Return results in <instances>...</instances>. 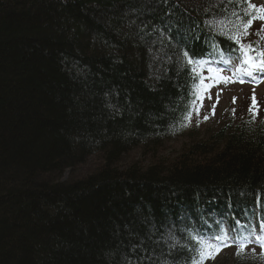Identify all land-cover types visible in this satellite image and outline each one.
<instances>
[{
  "label": "trees",
  "instance_id": "trees-1",
  "mask_svg": "<svg viewBox=\"0 0 264 264\" xmlns=\"http://www.w3.org/2000/svg\"><path fill=\"white\" fill-rule=\"evenodd\" d=\"M257 5L0 0V264H192V237L264 221V96L186 119L202 60L259 53ZM237 247L202 264H264Z\"/></svg>",
  "mask_w": 264,
  "mask_h": 264
},
{
  "label": "rangeland",
  "instance_id": "rangeland-1",
  "mask_svg": "<svg viewBox=\"0 0 264 264\" xmlns=\"http://www.w3.org/2000/svg\"><path fill=\"white\" fill-rule=\"evenodd\" d=\"M252 1L256 2V0H252ZM253 27H255L253 30L254 33L264 34V21L261 23H255ZM262 44H264V41ZM214 81L216 82L215 79ZM206 84L207 85H205V87L203 88V98L201 99L202 106L200 107L201 110L198 111L199 114H193L189 119V123H199V131L198 133H196L197 135L201 134L202 136H208L209 132L206 131L207 128L211 127L215 118L223 114L227 116L228 113L230 112L229 108H232L233 106L237 108H239L240 106H253L254 105L253 97L255 98V102H256V100L264 96V85L258 88H249L243 85L237 86L231 82H228L226 84H215L210 82V80H207ZM217 94H219L218 100H217ZM209 96L211 97V99L208 98ZM233 98H236L234 102H233ZM260 100L264 101L262 99ZM213 104H216L215 114H212ZM248 109L249 107H247V111ZM204 110H209L211 112V114H209L208 116V119L206 120L204 119V117L206 116L205 115L206 112ZM260 111L263 112L262 117L264 119V103L260 107ZM183 140L184 137H181L178 134H173L171 137L167 138L164 141L163 148H165L168 153L169 152L176 153ZM75 149H76L75 152L77 153L79 151V148L78 149L75 148ZM87 163L92 165L94 163H97V159H92L90 157ZM82 167L83 165L73 168V173L78 174L80 171H82ZM68 174L69 171L67 170L61 179L64 180ZM220 257H225V254H222Z\"/></svg>",
  "mask_w": 264,
  "mask_h": 264
},
{
  "label": "snow or ice",
  "instance_id": "snow-or-ice-1",
  "mask_svg": "<svg viewBox=\"0 0 264 264\" xmlns=\"http://www.w3.org/2000/svg\"><path fill=\"white\" fill-rule=\"evenodd\" d=\"M249 7L255 8L254 5H249ZM262 10H264V9H262ZM261 19H264V17H261ZM251 23H252V21L249 20L248 24L245 25V28L249 27L251 25ZM185 57L187 58V62L189 64L195 63V61H193L190 57H188L187 53H185ZM252 66L256 67V65H252ZM259 67L264 69V63L260 64ZM225 82H227V78H226ZM194 95H195V93H194ZM208 98L211 99L210 96ZM198 99H201V98H198ZM218 99H219V94H217V100ZM234 101H235V98H233V102ZM196 102H197L196 100H193L192 101L193 105H195ZM254 103H255V98L253 97V104ZM201 106H202V102H201ZM215 108H216V104H213L212 105V114H215ZM251 110H252V108L250 107L249 111H251ZM233 111H235V110H233ZM197 114H199L198 110H197ZM190 117H191V113L189 112L186 119H190ZM204 119L205 120L208 119V116H205ZM192 239H194L198 244L201 245V247L199 249H196L197 256L199 257V260L193 259L192 264H202V262L206 259H209V258L214 259L215 254L218 253L222 247L229 246V244H228V240H229L228 232L224 229H221V234L215 235V236L207 238V239L203 238L199 235L192 237ZM243 239L244 238H241V241L239 242V246L237 247V250L235 253L237 257H240L244 253V249H245L246 245H245V243H243ZM257 241L260 243L262 250H264V240L257 238ZM232 243H237V241L233 240ZM253 253H255V249H253ZM261 254L264 255V251H262Z\"/></svg>",
  "mask_w": 264,
  "mask_h": 264
}]
</instances>
